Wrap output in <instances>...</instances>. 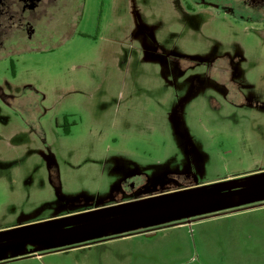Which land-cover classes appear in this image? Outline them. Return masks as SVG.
Listing matches in <instances>:
<instances>
[{
    "label": "rangeland",
    "instance_id": "rangeland-1",
    "mask_svg": "<svg viewBox=\"0 0 264 264\" xmlns=\"http://www.w3.org/2000/svg\"><path fill=\"white\" fill-rule=\"evenodd\" d=\"M188 1L87 0L66 45L0 65L43 95L0 97V264H264V23Z\"/></svg>",
    "mask_w": 264,
    "mask_h": 264
},
{
    "label": "flooded vegetation",
    "instance_id": "flooded-vegetation-1",
    "mask_svg": "<svg viewBox=\"0 0 264 264\" xmlns=\"http://www.w3.org/2000/svg\"><path fill=\"white\" fill-rule=\"evenodd\" d=\"M189 1L196 3L200 7L214 9L237 21H256L264 23V0ZM86 2L87 0H0V65L4 62L8 63V67L11 68L13 77L16 78L17 61L21 57L49 55L66 45L78 35V29L83 20ZM7 87L9 88V93L8 89L5 90L0 87V97L3 100L8 101L9 104L12 105L11 107L18 111H22V109L25 111L26 108L16 104L18 100H21V96L25 97L31 94L33 97H36V99H41L43 97V95L31 85L23 86L22 90L19 91L20 97L12 94L13 90L9 84ZM31 107L33 110L37 109L36 102L34 104L32 103ZM144 179L145 178H143L140 173L130 174L128 177L124 178L120 183V187L115 188V190L111 192V195L114 197L122 198L121 201L114 205V208L116 209L117 207L122 206L123 202H126L127 204H132V201L135 202L132 195L142 190L146 184ZM86 197L90 198V196ZM103 198V209H99L98 212H106V188ZM84 203V201L83 203L80 201V204ZM193 204H196V202L166 207L159 210L127 216L126 218H118L117 220L106 221L105 219L96 221L88 227H100L101 225L106 227V224L114 221L126 220L136 216L148 215ZM82 212L84 213L81 214L83 217L91 215L85 210ZM179 222L180 221L156 222L147 227L125 231L122 234L91 235V237H87L85 240L72 242L71 245L60 251L69 252L76 248H83L96 243L106 242L110 239H124L126 237L140 234H152L156 231L180 225L181 223Z\"/></svg>",
    "mask_w": 264,
    "mask_h": 264
}]
</instances>
